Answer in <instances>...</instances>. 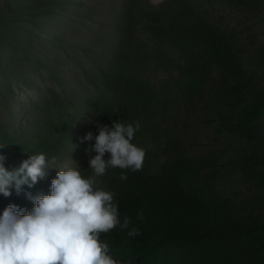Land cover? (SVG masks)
<instances>
[{"label":"trees","instance_id":"16d2710c","mask_svg":"<svg viewBox=\"0 0 264 264\" xmlns=\"http://www.w3.org/2000/svg\"><path fill=\"white\" fill-rule=\"evenodd\" d=\"M5 1L0 26L7 29L5 35L16 39L20 36L13 20L25 17L40 23L41 14L51 5L49 0ZM35 1L37 8L32 5ZM125 7L121 43L126 46L133 14L130 4ZM149 15V31L155 39L182 54L175 64L184 74L177 97L191 114L204 112L210 117L216 140L207 150L187 148L178 131L163 123L173 93L166 89V96L159 94L137 78L123 46L113 70L98 84L101 95L88 104L96 113L91 132L98 134L99 126H111L114 120H139L134 143L146 149V158L141 170L126 171V180L119 178L124 171L119 168L108 169L100 178L102 187L115 194L121 222L124 217L130 220L129 228L117 226L101 238L110 244L116 258L130 264H264V213L258 207L264 192L242 198L226 189L238 184L264 185V174L259 172L264 156L257 152L264 150V129L258 128L264 101H246L247 84L241 96L238 80L242 67L235 37L209 22L193 0H169L151 9ZM26 23L19 25L22 30ZM165 59L171 62L167 55ZM217 67L222 71L214 74ZM208 106L215 113L213 120L204 111ZM0 136L7 142L6 151L0 153L9 170L20 166L15 161L19 155L45 153L61 159L73 145L84 144L85 155H78L77 160L91 174L87 168L89 156L95 155L91 148L95 141L82 140L65 118L52 120L44 134L32 141ZM49 181L45 178V185ZM34 186H22L20 194L13 188L8 197L0 194V214L9 204L26 210L34 207L27 196ZM38 190L47 194L43 188ZM132 228L139 234L129 237Z\"/></svg>","mask_w":264,"mask_h":264},{"label":"rangeland","instance_id":"374dc122","mask_svg":"<svg viewBox=\"0 0 264 264\" xmlns=\"http://www.w3.org/2000/svg\"><path fill=\"white\" fill-rule=\"evenodd\" d=\"M167 1L49 0L50 8L41 14L40 23L25 17L12 21L20 38H9L5 35L9 34L7 29L0 26V133L4 137L32 141L44 134L48 123L62 118L82 137L92 131L96 113L88 104L101 95L98 84L113 70L119 51L125 46L121 43L123 14L125 6L130 4L133 25L130 42L124 47L129 67L159 94L166 96V89L173 93V104L163 123L178 131L189 150L212 148L216 137L210 117L204 112L200 116L191 114L186 103L177 97L184 74L175 64L182 54L158 42L149 31L150 10ZM193 1L209 22L235 37L242 67L238 80L241 96L247 84L244 99L264 101V0ZM32 5L39 6L36 1ZM6 6L7 1L0 0V8ZM25 22L27 28L22 30L19 25ZM166 55L171 62H167ZM217 68L214 74L222 71ZM205 109L213 120V110L209 106ZM258 128L264 129V114ZM0 146H4L1 151H6L7 142L1 136ZM85 147L73 145L61 159L48 157L50 162L55 161L47 169L45 178L50 181L45 185V178L39 180L31 194H41L38 188L49 194L59 168L66 164L80 167L77 156L85 155ZM257 152L264 156V150ZM28 158L19 155L15 161L21 165ZM259 172L264 174V161ZM226 189L243 198L264 192V185L238 184L234 189ZM259 201L258 207L264 213V197H259Z\"/></svg>","mask_w":264,"mask_h":264},{"label":"clouds","instance_id":"9594fccd","mask_svg":"<svg viewBox=\"0 0 264 264\" xmlns=\"http://www.w3.org/2000/svg\"><path fill=\"white\" fill-rule=\"evenodd\" d=\"M140 127L139 120H114L111 126H99L98 134L88 132L82 140L95 141L87 168L91 174L66 164L51 181L49 194H27L34 202L30 210L7 205L0 214V264H130L116 258L101 238L117 226L129 228L130 220L124 217L121 222L115 194L102 187L100 178L108 169L119 168L124 170L119 178L126 180L127 170L143 168L146 149L134 143ZM5 159L0 153V194L5 197L13 188L20 194L22 186H34L55 163L45 153L32 154L9 170ZM138 234L136 228L128 231L129 237Z\"/></svg>","mask_w":264,"mask_h":264}]
</instances>
